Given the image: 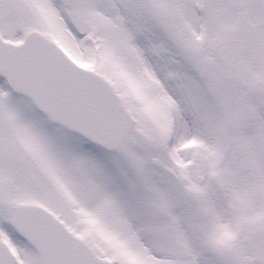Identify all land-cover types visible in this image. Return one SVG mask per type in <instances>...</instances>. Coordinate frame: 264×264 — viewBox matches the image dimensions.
I'll list each match as a JSON object with an SVG mask.
<instances>
[{"label":"snow or ice","instance_id":"6c2138e0","mask_svg":"<svg viewBox=\"0 0 264 264\" xmlns=\"http://www.w3.org/2000/svg\"><path fill=\"white\" fill-rule=\"evenodd\" d=\"M0 264H264V0H0Z\"/></svg>","mask_w":264,"mask_h":264}]
</instances>
